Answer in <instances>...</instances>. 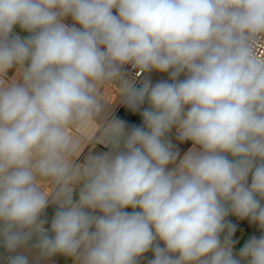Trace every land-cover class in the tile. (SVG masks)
Wrapping results in <instances>:
<instances>
[{"label":"clouds","instance_id":"1","mask_svg":"<svg viewBox=\"0 0 264 264\" xmlns=\"http://www.w3.org/2000/svg\"><path fill=\"white\" fill-rule=\"evenodd\" d=\"M262 52L264 0H0L7 264H264V235L234 252L227 219L264 230ZM128 65L169 79L136 87Z\"/></svg>","mask_w":264,"mask_h":264},{"label":"crops","instance_id":"2","mask_svg":"<svg viewBox=\"0 0 264 264\" xmlns=\"http://www.w3.org/2000/svg\"><path fill=\"white\" fill-rule=\"evenodd\" d=\"M67 22L72 23L70 19ZM15 32L19 33L21 36L27 35L26 33L22 32L18 27L15 29ZM134 71H136V70H133L130 65L125 66V72L129 76V78L134 77L133 76ZM14 73H15V69L10 70L8 73V77L13 76ZM145 78L149 79L152 82V84H155L161 80H168L169 79L168 74L159 73L156 71L145 73L143 80ZM181 79H183V77H181ZM104 95L108 98V100L110 102L115 101V99H116V91L114 88L105 89ZM121 104L122 103H120V102H117L114 104V106L111 109L112 117L114 116L116 110L119 108V106ZM147 107H148V105L146 104L145 108H147ZM69 131L72 132L74 130L70 129ZM80 135L87 136L88 135L87 130L81 132ZM172 135L175 136V129H173ZM173 142L176 144V147L179 150L181 157L184 155L185 152L188 151L189 148L192 147V143L190 141L179 143V142L173 140ZM103 150H105V149H104V145L102 143L98 142L95 145H89L87 143H84L82 145L81 152L77 154V158L82 162L84 160V158L90 152H92V151H103ZM248 182H249V184L251 183V177H249ZM46 186H47V184L45 183V187ZM55 210H56V208L54 205H50L46 209L45 215H44V218L48 221V223L45 224L46 228H50L51 220L54 216ZM127 211H131V209L129 208V209H127ZM227 219L231 223L236 225V231L233 235V240L236 242L234 244V252H239V250L243 247V245L252 236L260 237L262 235L259 233L260 227L257 223L250 222L247 219L241 220L234 215H229L227 217ZM8 255L9 254L6 252V250L2 246H0V264H7ZM28 255H29L30 264H34L35 254L34 253H28ZM152 258H153V253L151 251H149L148 253H146L144 255L143 258H141L139 264H148V261L151 260ZM40 264H74V261H73V258H71V257H66L64 255L57 254L51 258L40 261Z\"/></svg>","mask_w":264,"mask_h":264},{"label":"water","instance_id":"3","mask_svg":"<svg viewBox=\"0 0 264 264\" xmlns=\"http://www.w3.org/2000/svg\"><path fill=\"white\" fill-rule=\"evenodd\" d=\"M136 87H141V84H135ZM147 102L141 106V111L145 108ZM114 118L126 121L129 125H141L142 117L139 112H133L130 108L126 107L123 103L116 110ZM259 233L264 235V230L260 229Z\"/></svg>","mask_w":264,"mask_h":264},{"label":"built area","instance_id":"4","mask_svg":"<svg viewBox=\"0 0 264 264\" xmlns=\"http://www.w3.org/2000/svg\"><path fill=\"white\" fill-rule=\"evenodd\" d=\"M262 54H264V52H262ZM144 75L145 73L143 74H137L136 71L133 72V76H134V79H135V84H141V82L143 81V78H144Z\"/></svg>","mask_w":264,"mask_h":264},{"label":"rangeland","instance_id":"5","mask_svg":"<svg viewBox=\"0 0 264 264\" xmlns=\"http://www.w3.org/2000/svg\"><path fill=\"white\" fill-rule=\"evenodd\" d=\"M114 11V13H115V10H113Z\"/></svg>","mask_w":264,"mask_h":264}]
</instances>
